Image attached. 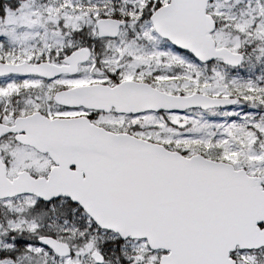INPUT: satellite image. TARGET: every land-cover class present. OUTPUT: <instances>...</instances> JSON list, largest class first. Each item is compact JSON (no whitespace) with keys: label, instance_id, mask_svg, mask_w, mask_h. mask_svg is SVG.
<instances>
[{"label":"snow or ice","instance_id":"snow-or-ice-1","mask_svg":"<svg viewBox=\"0 0 264 264\" xmlns=\"http://www.w3.org/2000/svg\"><path fill=\"white\" fill-rule=\"evenodd\" d=\"M0 264H264V0H0Z\"/></svg>","mask_w":264,"mask_h":264}]
</instances>
